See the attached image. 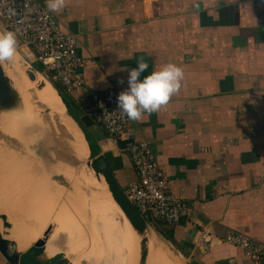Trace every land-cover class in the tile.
Here are the masks:
<instances>
[{
  "label": "crops",
  "instance_id": "0c3cea01",
  "mask_svg": "<svg viewBox=\"0 0 264 264\" xmlns=\"http://www.w3.org/2000/svg\"><path fill=\"white\" fill-rule=\"evenodd\" d=\"M52 14L88 60L83 85L60 86L82 116L97 92L127 89L125 69L137 67L138 57L149 64L141 79L168 63L184 70L166 106L130 121L132 141L150 144L173 194L188 206L180 224L163 225L185 260L252 264L224 239L244 234L264 243V0H68ZM21 44L18 38L29 62L39 63ZM94 128L126 190L138 180L131 151ZM50 151L38 149L42 172L61 164ZM202 232L210 243L198 244ZM0 264H8L1 253Z\"/></svg>",
  "mask_w": 264,
  "mask_h": 264
},
{
  "label": "rangeland",
  "instance_id": "374dc122",
  "mask_svg": "<svg viewBox=\"0 0 264 264\" xmlns=\"http://www.w3.org/2000/svg\"><path fill=\"white\" fill-rule=\"evenodd\" d=\"M0 31H3L1 25ZM18 61L26 64L27 72L30 74L31 79L39 84V87L42 91L35 90V87L32 85L33 83H31L30 80L28 83L26 82L28 85H22L23 83L21 84V79H19L17 70ZM33 65H36L40 68L42 67L39 63L33 64L29 62L25 52L21 51L19 48L15 57V62L6 64V67L9 68H6V70L8 69L5 71L6 74L8 73L7 75L11 76L9 77L12 79L15 87L18 89V91L20 90L19 92L22 96L23 102H25L26 105L28 104V106L24 105L23 111L3 114L0 116V142H3L14 149L16 151V155L18 154L19 156V159L18 156L14 158L15 161H17L15 162L12 159V156L3 154L1 151L3 149L0 148V176L3 177L2 179H6L7 181L8 179H11V182H13L14 177H16L17 182L20 181L18 183L20 186L19 191L21 192L22 190V194H27L28 198L31 200L35 199V196L37 198V195L43 196L44 194H48L53 190H57L60 192L61 196L75 208L76 211L78 209L79 212L77 211V215L80 216L83 221L86 220L85 222L88 223L97 222L106 228V230L101 235L103 244H107L106 247L116 251L120 255H126V258L137 262L138 257L137 260L134 257H129L130 254L128 253L124 240L120 235L121 227L118 228V226L119 224H123V221L121 218H119L121 215L115 212L110 200L107 199V196L104 192V187L97 181L96 177L86 164V157L88 155L87 146L79 138L71 124L68 122L67 119H69V117L66 116L65 111L63 114L61 113L58 107L59 103L55 95H50L44 91L39 79L50 88L48 85L49 79L44 75L43 72H39V74L33 72L32 69H30V67L33 68ZM34 74L37 75L39 79L35 77ZM64 97L69 100L68 94L66 92H64ZM47 108L54 110L46 113L45 111ZM20 121H22L23 124H20ZM10 126H12V128ZM48 146L49 148H47ZM50 147V153L56 155L55 153L58 152L60 155L61 164L56 167L48 168V173L46 171L42 172L40 168L42 170H46L47 168L41 162L42 157H40L38 149H44L46 155L48 154ZM21 159L23 161L22 167H20ZM43 159L44 158H42V160ZM72 163H74V166ZM13 165L17 166L16 169L14 168L15 166L13 167L15 170H17L16 172H18L16 174L12 172L13 168H11V166ZM33 166H35L36 170L33 168ZM23 168L25 171H23ZM39 171L41 173H39ZM73 174L76 176V179L73 177ZM51 175L54 181H50L52 180L49 177ZM95 186H98L99 189L95 188ZM97 189L99 193L97 192ZM106 193H108L107 190ZM15 196L16 195L13 193H10V198L12 200L15 199L16 202L21 201L20 198L19 200L17 197L15 198ZM96 198L100 203H96V205H93L94 207H90V200L92 201ZM102 200L108 203L106 204V207L101 204L103 203L101 202ZM87 204L90 206H87ZM98 204L100 205L98 206ZM94 209L96 210V213L93 211ZM112 209H114V212ZM7 212L12 217V211ZM116 216L118 217L119 222L118 220L116 221ZM91 230L92 228L89 229V232ZM122 231L127 236L124 228H122ZM126 238L127 241H129L128 236ZM160 238L161 241H163L162 243H164L163 245L165 246V250L162 251L163 254L159 257L162 261L159 262L160 264H189L185 260L184 254H182L175 245L171 244L163 236ZM64 240L63 243H65ZM112 241H117L118 246L114 247L111 245V243L108 244ZM58 244L59 250H67L65 249V244ZM79 251V249L76 251L77 254ZM79 253L82 252L80 251ZM83 253V256L85 257L88 252L86 253V250L84 249ZM87 257L88 256L84 258L86 260H84V264H89V259L99 263V261L93 257Z\"/></svg>",
  "mask_w": 264,
  "mask_h": 264
},
{
  "label": "built area",
  "instance_id": "2783aa9c",
  "mask_svg": "<svg viewBox=\"0 0 264 264\" xmlns=\"http://www.w3.org/2000/svg\"><path fill=\"white\" fill-rule=\"evenodd\" d=\"M0 25L15 32L21 46L34 53L50 82L67 92L84 84L83 70L88 60L78 51L77 36L60 29L42 0H0ZM119 93L116 87L97 92L86 115L118 142L132 141L130 120L121 117L117 109ZM128 149L138 175L125 190L128 197L153 226L155 221L168 226L180 224L188 216V206L173 194L150 144L145 140L133 142ZM210 238L202 232L198 244L210 243ZM224 241L242 249L252 264H264V243L244 234L228 236Z\"/></svg>",
  "mask_w": 264,
  "mask_h": 264
},
{
  "label": "bare ground",
  "instance_id": "6f19581e",
  "mask_svg": "<svg viewBox=\"0 0 264 264\" xmlns=\"http://www.w3.org/2000/svg\"><path fill=\"white\" fill-rule=\"evenodd\" d=\"M13 62H15V58ZM6 64L7 63L2 64L5 71L9 69L8 67H6ZM26 67H27L26 64H23L20 61H18L17 70H18L19 79H21L20 81L21 84L22 83H23L22 85L27 84L28 81L30 80V82L33 83L32 85H34L35 90L42 91L39 87V84L35 82L33 79H31V76L27 72ZM6 68L8 69L6 70ZM30 69H32L33 72L39 74V72L34 70L32 67H30ZM34 76L37 77V75L35 74ZM39 81L45 92H47L50 95L52 94L55 95L59 103L58 107L61 113L63 114L64 105L62 104L52 84L48 81V85L51 88L50 89L40 79ZM23 103L24 105H26L25 102ZM26 106H28V104ZM67 120L71 124V126L73 127V129L75 130L79 138L87 146L82 133L77 129V127L75 126L71 118ZM19 123L23 124L22 121H20ZM10 127L12 128V126ZM0 148L3 149L1 150L3 154L7 156H12V159L15 161L14 158H16L18 154L16 155V151L14 149L4 144L3 142H0ZM9 149L10 151L8 152ZM18 159H19V156H18ZM22 162L23 161L21 159L20 167H22L23 165ZM73 164L74 163H72V165ZM14 166L15 165L11 166V168H13ZM16 167L17 166H15L14 168L16 169ZM14 168L12 172H14V174L18 173L16 172L17 170H15ZM23 171H25V169ZM73 177L76 179L75 175ZM2 178L3 177L0 176V200H1V203L3 202L5 206L3 204H0V215H5V214L7 215L8 221L10 223L8 224L12 228V235L14 239L17 240L20 247L31 249L34 252L33 258L37 262H40L42 264H62V263L63 264H84V260H85L84 258L86 256H88L87 258L93 257L94 259L99 261L100 264H160L159 262H162L159 257L163 254L162 251L165 250L164 249L165 246L163 245L164 243H162L161 239H159L155 233L151 234L150 242H149L150 254H149L148 261H147V258L138 240L136 239V236L132 232L128 221L125 219V216L123 215L121 209L118 207L116 202L112 199L108 191H107L108 193H106V190L103 189L107 196V199L110 200V203L115 209V212L121 215L119 216V218H121V220L123 221V224H119L118 226V228L121 227L120 235L122 236L126 249L128 253L130 254L129 257H134L136 258V260L138 257L137 262L132 261L129 258H126L125 257L126 255L125 256L120 255L116 251L106 247L107 244L106 245L103 244L102 236H101L102 233L106 230V228L102 224H99L97 222L88 223V222H85L86 220L83 221L80 218V216L77 215L78 209L76 211L75 208L66 199H64L61 196L60 192H58L57 190H53L49 192L48 194H44L43 196L37 195V198L35 196V199L31 200L30 198H28L27 194H22V190H21L22 188L20 189L21 192L19 191L20 186L18 185V183L20 181L17 182L16 177H14L13 182H11V179H8L7 181L6 179L4 180ZM95 188H98V186L97 187L95 186ZM98 189H97V192H98ZM10 193H13L14 195H16L15 198L16 197L18 199L20 198L21 201L16 202L15 199L12 200L10 198ZM101 202H103L101 204L105 207H106V204H108L104 200H102ZM96 203H100L99 200H97V198L92 201L90 200L91 206L88 204L87 206L94 207L93 205H96ZM99 205L100 204H98V206ZM95 209L93 211H95L96 213ZM114 209H112L113 212H114ZM7 211H12V217L8 214ZM117 216H116V221L118 220ZM1 222L2 224H4V221L2 219H1ZM0 227H1V223H0ZM91 228L92 230L89 232V229ZM122 228H124L125 232H128L127 236H129L128 237L129 241H127V238H126L127 236L123 233ZM115 234L118 235L117 233ZM63 240L65 241V243H63ZM112 242H109L108 244L111 243V245H113L114 247L118 246L117 241H112ZM58 243H62L63 245L65 244V249L67 250H59ZM76 249L77 250L79 249L82 253H79L80 252L79 251L77 254ZM84 249L86 250V253L88 252L85 257L83 256ZM68 250H69V253H68ZM88 263L89 264H99L98 262H95L91 259L88 260Z\"/></svg>",
  "mask_w": 264,
  "mask_h": 264
},
{
  "label": "water",
  "instance_id": "95a60500",
  "mask_svg": "<svg viewBox=\"0 0 264 264\" xmlns=\"http://www.w3.org/2000/svg\"><path fill=\"white\" fill-rule=\"evenodd\" d=\"M33 69L36 70L34 67ZM50 83L64 105L66 116L71 118L77 129L83 135L88 147V155L86 157L88 168H90L97 181L105 187L104 189L110 193L112 199L121 209L148 261L151 234L155 233L159 238L162 235L145 216L142 215L134 202L128 197L125 189L119 184L108 156L103 152L96 135L86 124L83 116L54 87L53 83ZM23 110L24 103L20 92L15 87L12 79L6 74L3 65H0V116ZM53 110L54 109L47 108L45 112L48 113ZM132 144L133 142L128 140L120 142L119 145L121 148L127 149ZM1 219L4 221V224L0 227V253L8 264H42L33 258L34 252L31 249L22 250L18 242L12 238V228L9 225L8 217L6 215H0V221Z\"/></svg>",
  "mask_w": 264,
  "mask_h": 264
},
{
  "label": "clouds",
  "instance_id": "9594fccd",
  "mask_svg": "<svg viewBox=\"0 0 264 264\" xmlns=\"http://www.w3.org/2000/svg\"><path fill=\"white\" fill-rule=\"evenodd\" d=\"M68 0H47V10L59 13L67 6ZM18 37L11 30L0 31V65L11 64L18 52ZM149 68L143 56L137 58V67L125 69L127 89L117 96V109L121 117L133 122H140L145 115L158 112L166 106L172 96L177 94L182 86L184 70L174 63H168L141 79ZM120 84L124 83L121 79Z\"/></svg>",
  "mask_w": 264,
  "mask_h": 264
},
{
  "label": "trees",
  "instance_id": "16d2710c",
  "mask_svg": "<svg viewBox=\"0 0 264 264\" xmlns=\"http://www.w3.org/2000/svg\"><path fill=\"white\" fill-rule=\"evenodd\" d=\"M33 67L37 70V71H39V72H42L43 71V67H37L36 65H33ZM54 85V87L64 96V91L61 89V87L58 85V84H53ZM83 118H84V121L86 122V124L92 129V131L94 132V134H95V128H94V121L90 118V117H88V116H86V115H84L83 116ZM111 158V157H110ZM109 157H108V159H109V161H110V164H111V167H112V169H115V167L118 165H115L114 163H113V160H111ZM114 164V165H113ZM164 223H162L161 221H155L154 222V227L156 228V230L160 233V234H162L167 240H169V241H171L172 243H176V241H175V239L173 238V235L171 234V232L170 231H168L167 229H165L164 228Z\"/></svg>",
  "mask_w": 264,
  "mask_h": 264
}]
</instances>
